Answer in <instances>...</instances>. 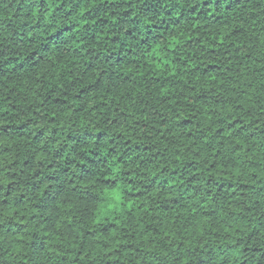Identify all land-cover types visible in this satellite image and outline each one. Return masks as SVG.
Returning <instances> with one entry per match:
<instances>
[{"label":"clouds","instance_id":"1","mask_svg":"<svg viewBox=\"0 0 264 264\" xmlns=\"http://www.w3.org/2000/svg\"><path fill=\"white\" fill-rule=\"evenodd\" d=\"M0 264H264V0H0Z\"/></svg>","mask_w":264,"mask_h":264}]
</instances>
